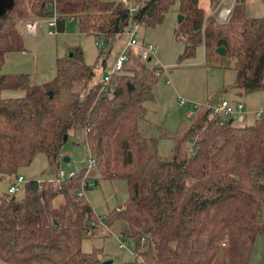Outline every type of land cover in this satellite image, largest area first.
Wrapping results in <instances>:
<instances>
[{
  "label": "trees",
  "instance_id": "trees-1",
  "mask_svg": "<svg viewBox=\"0 0 264 264\" xmlns=\"http://www.w3.org/2000/svg\"><path fill=\"white\" fill-rule=\"evenodd\" d=\"M177 4L185 17L175 31L186 43L182 60L204 45L209 65L234 63L239 95L264 90V16L248 17L246 0L235 1L225 22L217 12L207 15L200 0H149L134 13L107 0H14L0 16V70L10 52L23 49L21 20L56 17L58 32L73 20L83 33L115 41L131 24L163 23ZM222 39L229 42L224 56L215 51ZM71 54L44 84L0 72V173L14 176L39 153L58 166L71 132L84 129L101 178L128 185V200L113 212L136 245L124 264H249L264 236V118L237 124L202 106L174 158L163 160L157 140L141 130L161 68L131 53L111 85L91 86L93 67L81 49ZM17 89L24 94L2 96ZM92 179L86 168L58 183L30 179L21 197L1 196L0 264H107L102 249H83L100 224L81 196Z\"/></svg>",
  "mask_w": 264,
  "mask_h": 264
},
{
  "label": "rangeland",
  "instance_id": "rangeland-1",
  "mask_svg": "<svg viewBox=\"0 0 264 264\" xmlns=\"http://www.w3.org/2000/svg\"><path fill=\"white\" fill-rule=\"evenodd\" d=\"M123 3L127 7H138L149 0H107ZM209 0H202L206 5ZM234 0H216L212 4V13H216L223 6L232 7ZM236 1V0H235ZM234 1V4H235ZM247 14L250 17L264 16V0H246ZM179 5L167 13L163 23L155 27L142 26L137 31V39L146 44L154 43L157 46L156 54L149 65L162 69L158 84L155 88L154 98L147 103L146 120L141 122V130L145 137L154 138L158 143V153L163 160H171L175 156L177 139L183 136L200 112L199 108L211 104L219 106L223 99L235 103L239 99L246 101L251 109L264 110V90L239 96L236 94V70L234 63L230 67L220 64L209 65L206 61L204 45L197 48L196 54L189 59H181L186 43L183 39H176L175 31L179 25ZM218 16V15H217ZM40 20L41 25L37 35L31 34L26 28L29 21ZM49 18H30L21 20L20 30L24 37L22 50L10 52L6 63L0 70L11 75L26 74L33 84H44L57 76V62L77 49L83 51L86 64L93 67L91 86H97L104 78L113 72L118 55L125 46V38L119 36L115 41L98 38L92 34L81 31L77 21H69L64 32L52 34L53 27ZM101 43V46L98 44ZM24 91L5 90L4 98L22 96ZM185 104H181V100ZM199 109V110H198ZM225 119V114L221 115ZM253 117V116H252ZM148 120V122H146ZM237 124H251L253 118L247 122ZM192 140L186 146L191 148ZM63 155L58 166H52L45 153H39L29 167L20 169L10 178L0 173V197L9 192L14 178L20 175L26 180L38 179L40 181L59 182L58 173L65 171L67 177L72 172H80L89 166L90 153L87 147L84 129L73 130L69 139L63 146ZM69 158L66 162L64 159ZM88 174V173H87ZM92 176L93 188L85 192L84 199L94 207L100 221L95 237L84 240L83 249L92 252L102 249L104 253L118 264H124L135 258L136 245L134 240L121 233L123 221H113V212L124 205L129 198L128 185L124 180L102 179L101 174L94 167ZM24 195L23 187L17 196ZM62 203V197L57 204ZM126 247H121V245ZM249 264H264V236L257 238Z\"/></svg>",
  "mask_w": 264,
  "mask_h": 264
},
{
  "label": "built area",
  "instance_id": "built-area-1",
  "mask_svg": "<svg viewBox=\"0 0 264 264\" xmlns=\"http://www.w3.org/2000/svg\"><path fill=\"white\" fill-rule=\"evenodd\" d=\"M235 1V0H234ZM132 13L136 12L139 9L138 7H128ZM232 13V7L228 6H223L219 11H217L218 18L225 22L227 21ZM51 26L53 29L51 30V33L53 34L55 32L54 29H57V18H51L49 20ZM41 25V21L38 20H33L29 21L26 23V28L28 31L33 34L37 35L39 32V28ZM140 26L137 24H131L122 34L125 38V46L122 52L118 55L117 61L115 63L113 72L107 75L104 78V85L109 86L111 85V80L114 74L121 72L127 63L130 61L131 58V53L133 50H136L138 52L139 58L143 60H148L149 58H154L157 50V46L154 43H149L146 44L145 42H140L136 35L137 31L139 30ZM101 46V43L98 44ZM157 74L160 76L162 74V69L157 72ZM181 104H185V100H181ZM213 109V114H225L226 117H232L233 119H237L242 121L245 118V103L242 100L236 101L235 103L230 102L229 100H223L222 103L219 106L213 107L212 105H208ZM255 117L256 119H261L264 118V110H258L255 111ZM96 165V160L95 158L90 155V160H89V166L87 167V173H90V171L95 167ZM76 172H72L68 177L74 176ZM67 175L65 171L59 172L58 173V178L59 179H64L66 178ZM28 180L25 179L24 176L20 175L19 177L14 178V182L11 185V188L9 189V193L11 194H17L21 188H24V185L27 183ZM85 187V186H83ZM85 195V190L83 188V191L81 192V196ZM121 247H126V245H121Z\"/></svg>",
  "mask_w": 264,
  "mask_h": 264
},
{
  "label": "water",
  "instance_id": "water-1",
  "mask_svg": "<svg viewBox=\"0 0 264 264\" xmlns=\"http://www.w3.org/2000/svg\"><path fill=\"white\" fill-rule=\"evenodd\" d=\"M14 0H0V15H4V12H5V9L13 3ZM184 15L180 14L179 17H178V23L181 24L183 21H184ZM228 46H229V42L227 39H222L218 42L217 44V47L215 49L216 53L221 55V56H224L226 55L227 53V49H228ZM73 56V53L71 54ZM152 61V58H149V62ZM50 95L52 96L53 93L50 92ZM65 139L67 140L68 139V136L65 137ZM66 162H69L70 159L69 158H65L64 159ZM114 260H109L107 261L106 263L107 264H112Z\"/></svg>",
  "mask_w": 264,
  "mask_h": 264
},
{
  "label": "crops",
  "instance_id": "crops-1",
  "mask_svg": "<svg viewBox=\"0 0 264 264\" xmlns=\"http://www.w3.org/2000/svg\"><path fill=\"white\" fill-rule=\"evenodd\" d=\"M202 0H200V5H201V7L202 8H204V10H205V12H206V14L207 15H210L211 13H212V5H211V0H209L208 1V3L206 4V5H202ZM231 5H234V1H233V3L231 4ZM247 6V5H246ZM180 14V13H179ZM0 16H3V15H0ZM247 16H248V14H247ZM248 17H250V16H248ZM22 23V21L20 22V24ZM26 24V23H25ZM141 28V27H140ZM205 47V46H204ZM132 53H134V54H137L138 55V52L136 51V50H133L132 51ZM153 60V59H152ZM148 61H149V59H148ZM151 62V61H150ZM7 74V73H6ZM236 94H238V90H236ZM239 95V94H238ZM239 96H241V95H239ZM223 100H228V99H223ZM239 100H242V98L241 99H239ZM238 100V101H239ZM244 103H245V113H246V115H245V118L242 120V121H240V120H238V121H240V122H247L248 120H250L251 118H253V120L255 121L256 120V117H255V110H253V109H251V107L250 106H248V103L246 102V101H244V100H242ZM209 105H211V104H209ZM200 111V110H199ZM253 116V117H252ZM146 122H148V120L146 121ZM10 178V177H9ZM126 182V181H125ZM127 183V182H126Z\"/></svg>",
  "mask_w": 264,
  "mask_h": 264
}]
</instances>
